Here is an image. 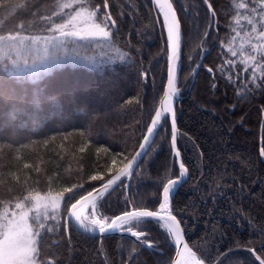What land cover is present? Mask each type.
<instances>
[{"label": "trees", "instance_id": "trees-1", "mask_svg": "<svg viewBox=\"0 0 264 264\" xmlns=\"http://www.w3.org/2000/svg\"><path fill=\"white\" fill-rule=\"evenodd\" d=\"M101 2L90 0L92 6ZM210 2L218 21L211 27L203 0H173L183 36L179 78L182 95L176 104L177 147L188 175L173 194L171 207L187 242L200 246L207 263L259 264L248 248L264 258V157L259 154L264 147V91L238 102L237 93L247 80L239 66V80L234 76L235 82L227 84L217 76V87H211L213 76L206 69L212 67L215 72L230 55L226 49L222 52L221 42L232 35L227 24L236 15V8L235 0ZM5 3L6 7H0V34H28L48 25L42 17L56 11L57 0ZM19 4L24 7H16ZM108 11L117 20L110 42L120 49V55L92 51L61 58L64 66L45 81L57 91H74L83 102L77 100L70 110L53 115L32 136L39 143L20 153L8 149L0 153V179L7 181L0 185V198H9V187L23 189L26 178L29 188L37 187L39 181L37 190L42 192L56 193L62 186L82 184L78 198L102 182L90 181L91 175L104 172L106 179L123 164L118 157L112 165L111 153L129 154L137 148L164 88L165 29L151 0H109ZM206 29L209 35L205 40ZM204 49L208 52L190 84L191 71ZM128 100L133 102L129 104ZM77 119L76 126H69ZM24 135L20 133L17 139ZM64 135L69 139L63 140ZM52 136L56 140L45 146L42 141ZM170 138L167 120L136 166L128 189L122 180L99 199L101 213L111 217L133 207L156 209L163 185L179 170ZM85 144L86 150L81 153L79 148ZM98 148H108L109 153L98 152ZM25 163L32 168L24 169ZM109 166L111 173L107 172ZM14 175L19 176L20 184H16ZM143 228L154 247H143L113 233L102 237L86 234L74 226L65 233L61 226L57 232L44 234L42 258L55 259L57 264H168L175 248L170 238L166 239L165 230L154 221Z\"/></svg>", "mask_w": 264, "mask_h": 264}, {"label": "snow or ice", "instance_id": "snow-or-ice-1", "mask_svg": "<svg viewBox=\"0 0 264 264\" xmlns=\"http://www.w3.org/2000/svg\"><path fill=\"white\" fill-rule=\"evenodd\" d=\"M151 3L157 10L158 16H162V26L167 34L168 73L167 85L159 100V107L155 109L154 116L147 126V134L143 136V142L139 143L138 150L134 153H111V164L115 165L118 157H122L123 167L106 181L104 172L91 175L90 181L105 182L99 188L88 191L86 195H80L79 199L77 195L78 190L83 188L82 184L62 186L55 194L50 190L44 192L37 190L39 181H36L37 187L29 188L27 178L23 189L9 187V198H0V264H57L55 259L42 258L44 253L41 242L45 233L57 232L61 226L65 233H68L73 226H78L85 232H98L101 235L120 230L135 237L136 242L141 246L152 248L154 244L148 239V233L143 225L153 221L165 230L166 239L170 238L175 247L177 259L173 264H205L202 249L199 245L190 246L186 242L181 222L172 214L170 208L171 194L188 173L182 161L179 163V178L168 179L163 185L162 199L157 210L133 207L132 210H126L112 218L102 214L98 216L95 211L97 199L102 198L104 193L121 181L122 177L132 174L134 166L147 155V149L163 122L169 118L171 148L177 158L181 155L177 148L174 106V98L180 91L177 86V72L182 43L181 21L173 0H151ZM203 3L211 14L209 19V27H211L212 24L218 23L216 11L210 0H203ZM0 7H6L5 0H0ZM16 7L23 8L24 5L19 4ZM236 7L247 10L248 14L243 16L237 14L227 24L232 35L221 42V49L222 52L226 49L230 55L223 59L215 72L212 67H207L206 70L213 76L214 82L211 87L215 89L217 76L227 84L235 82L234 76L239 80L240 74L236 71L239 66L247 76V80L241 85L243 90L237 93L239 102L246 100L255 92L264 91V0L241 2ZM56 8L58 10L53 11L50 16L42 17L49 22L43 31L50 35H22L21 31L0 34V153L5 149L20 153L31 145L39 143L33 140L32 136L38 133L53 115H60L65 110H70L77 100L83 102L82 97L77 96L74 91H57L54 87H49L45 81L46 77L51 78L54 72L64 66L65 62L56 53L80 42L108 40L113 35L112 29L117 26V20L113 19L111 12L108 11L109 0H102L95 6L91 5L90 0H57ZM20 28L23 29L24 25L21 24ZM208 35L209 31L206 29L205 40ZM238 40L239 48L236 47ZM117 51L119 52V49ZM204 52L206 53L207 50L204 49ZM238 55L239 60L233 59ZM189 59L192 60L193 57L190 56ZM200 66L197 64V67L192 69V73L195 74ZM90 67L94 68L95 65ZM132 102V100L127 101L129 104ZM78 123L77 119L70 122L69 126H76ZM22 132L25 135L18 140L17 137ZM79 135L84 136L85 133L80 132ZM62 139L66 141L69 136L64 135ZM55 140V136L47 137L42 143L48 146ZM60 147L63 149L64 145L61 144ZM86 147L87 144L80 147L79 151L83 153ZM97 151L109 153L108 148H98ZM259 154L264 157V147L260 148ZM16 159H20V156L17 155ZM23 167L30 169L32 165L25 163ZM35 171L39 173L40 169L36 168ZM107 172H112L110 166ZM13 179L16 184H20L19 176L14 175ZM56 179L61 178L57 176ZM5 183L6 180L0 179V185ZM47 183L50 187L52 178H49ZM73 200L74 203L71 202ZM89 200L92 201L93 209L91 219L77 211L79 206ZM248 251L255 256L259 264H264V258L257 255L253 248L249 247ZM198 252L201 254L198 255Z\"/></svg>", "mask_w": 264, "mask_h": 264}, {"label": "rangeland", "instance_id": "rangeland-1", "mask_svg": "<svg viewBox=\"0 0 264 264\" xmlns=\"http://www.w3.org/2000/svg\"><path fill=\"white\" fill-rule=\"evenodd\" d=\"M241 2H250V0H235L234 4H235V8H236V15L237 14H239L241 16L247 15L248 14L247 10L238 9L236 7V5L241 3ZM56 10H58V9L56 8ZM237 27H239V26H237ZM247 27L248 26L245 24V28H247ZM44 28H45V25H43L41 28H39L38 31L28 33V34H24V33H21V34L22 35H50V33L43 31ZM241 31H243V29ZM239 43L240 42L238 40L236 42L237 48H239ZM42 47H43V45L41 44V54H42ZM117 49H119V48L114 43H111L110 39H108V40L97 39V40H93V41L80 42L76 45H70L66 50H60L56 54L60 58H64V57L71 56L72 54H75L76 56H80L81 53H87V52H92V51H105L104 54H109L111 52V54L113 56H119L120 55V49H119V52L117 51ZM53 194H55V193H53ZM87 208H86V206H82V207L80 206L78 208V212H82L85 217H87L88 219H91L92 218L91 212L93 211L92 205H90L89 209H87Z\"/></svg>", "mask_w": 264, "mask_h": 264}, {"label": "water", "instance_id": "water-1", "mask_svg": "<svg viewBox=\"0 0 264 264\" xmlns=\"http://www.w3.org/2000/svg\"><path fill=\"white\" fill-rule=\"evenodd\" d=\"M176 11H177V10H176ZM177 15H178V13H177ZM166 39H167V34H166ZM181 54H182V43H181L180 61L178 62L177 86H178V82H179V75H180V68H181ZM202 56H203V55L200 56L199 61H198L197 64H200V63H201ZM167 57H168V49H167V56H166V63H167V65H166V80H165L164 88H165L166 85H167V73H168V59H167ZM196 67H197V65H196ZM196 67H195V68H196ZM195 74H196V73H195ZM164 88H163V90H164ZM162 95H163V91H162ZM162 95H161V98H162ZM161 98H160V99H161ZM177 98H178V96L174 98V106H175V109H176ZM158 107H159V102H158L156 108H158ZM156 108H155V109H156ZM154 112H155V110H154ZM154 112H153L152 116H154ZM152 116H151V118H152ZM169 121H170V118H169ZM150 122H151V119H150L148 125L150 124ZM148 125H147V126H148ZM170 125H171V123H170ZM176 126H177V120H176ZM177 131H178V128H177ZM146 134H147V128H146V130H145L144 135H146ZM144 135H143V136H144ZM141 142H143V137H142L140 143H141ZM152 142H153V141H152ZM152 142H151V144H152ZM170 143H171V138H170ZM151 144H150V146H151ZM148 149H149V147H148ZM148 149H147V150H148ZM171 149H172V148H171ZM135 150H138V146H137V148H136ZM133 153H134V152H133ZM172 154L174 155L173 151H172ZM174 156H175V155H174ZM175 159H176V163H177V165H178V167H179V163L182 161V159H181V155H180L179 158H177V157L175 156ZM139 161H140V160H139ZM182 162H183V161H182ZM125 163H126V162H125ZM136 166H137V165L134 166V168H133V170H132V173H133V171H134V169H135ZM121 167H123V164H122L119 168H121ZM119 168H118L115 172H113L108 178H110L112 175L117 174ZM187 175H188V173H187ZM187 175H186V177L184 178V180H183L181 183H183V182L186 180ZM131 176H132V174H131L130 176H128V177H122V179H125V186L128 185V182H129ZM108 178H106L105 181H106ZM178 178H179V173H178L177 176L172 177L171 179H178ZM122 179H121V180H122ZM105 181H102L98 186H96V187H94V188H99V187L101 186V184L104 183ZM119 182H120V181H118L117 183H119ZM117 183H116V184H117ZM166 183H167V182H166ZM181 183H180V184H181ZM116 184H115V185H116ZM180 184H178V186H179ZM115 185H113V186L109 189V191H110ZM178 186L175 188L174 192L177 190ZM162 189H163V188H162ZM90 191H93V189H91ZM174 192H173V193L171 194V196H170V208H171V211H172L171 200H172V196H173ZM106 193H107V192H106ZM106 193H104V195H105ZM86 194H87V193H85V194H83V195H86ZM104 195H103V196H104ZM77 199H79V197H78ZM161 199H162V191H161ZM160 201H161V200H160ZM74 202H75V200L72 201V203H74ZM90 203H92L91 200H89V201H87V202H84L81 206H87V205L90 204ZM158 206H159V204H158ZM158 206H157L156 210L158 209ZM148 210H150V209H148ZM122 213H123V212H122ZM122 213H120V214H122ZM120 214H117V215H120ZM172 214H173V213H172ZM173 215H174V214H173ZM115 216H116V215H115ZM113 217H114V216H113ZM74 227L77 228L79 231H81V232H83V233H86V234H92V235H96V236H99V237H102L103 235H107V234H112V233H113V234H118V235H125V236L129 237L130 239L136 240L135 237H132L130 234H128V233H126V232H122V231H120V230H117V231H110V232H108V233H106V234L101 235V234H99L98 232H85V231H83L82 229H80L78 226H74ZM181 227H182V226H181ZM185 240H186V239H185ZM186 242H187V241H186ZM254 257H255V256H254ZM176 259H177V257H176V254L174 253L172 259L170 260V262H169L168 264H173V261H175ZM258 262H259V261H258ZM205 264H208V263L205 261Z\"/></svg>", "mask_w": 264, "mask_h": 264}, {"label": "flooded vegetation", "instance_id": "flooded-vegetation-1", "mask_svg": "<svg viewBox=\"0 0 264 264\" xmlns=\"http://www.w3.org/2000/svg\"><path fill=\"white\" fill-rule=\"evenodd\" d=\"M210 16H211V15L209 14V19H210ZM208 48H209V47H207V49H208ZM202 52H204V51H202ZM207 52H208V51H207ZM205 54H206V53L204 52V55H205ZM203 57H204V56H203ZM181 91H182V89H181ZM181 95H182V94L180 93V97H181ZM212 264H215V263L213 262Z\"/></svg>", "mask_w": 264, "mask_h": 264}, {"label": "bare ground", "instance_id": "bare-ground-1", "mask_svg": "<svg viewBox=\"0 0 264 264\" xmlns=\"http://www.w3.org/2000/svg\"><path fill=\"white\" fill-rule=\"evenodd\" d=\"M77 211H78V209H77Z\"/></svg>", "mask_w": 264, "mask_h": 264}]
</instances>
